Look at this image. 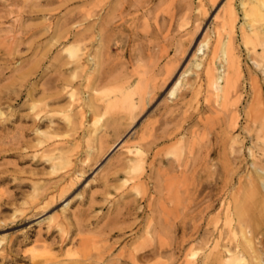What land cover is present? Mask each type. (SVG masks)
Segmentation results:
<instances>
[{"label": "rangeland", "instance_id": "374dc122", "mask_svg": "<svg viewBox=\"0 0 264 264\" xmlns=\"http://www.w3.org/2000/svg\"><path fill=\"white\" fill-rule=\"evenodd\" d=\"M262 1L0 0V264H264Z\"/></svg>", "mask_w": 264, "mask_h": 264}, {"label": "bare ground", "instance_id": "6f19581e", "mask_svg": "<svg viewBox=\"0 0 264 264\" xmlns=\"http://www.w3.org/2000/svg\"><path fill=\"white\" fill-rule=\"evenodd\" d=\"M261 3H264V1H262ZM241 5H242V7H245L246 3L243 2V3H241ZM246 14H247V12H246ZM249 14H250L251 18L252 17L253 18H257L258 17L257 19L264 18V15H262L260 10H258V11L250 10ZM235 17L236 16H235L234 8L232 6L227 7L226 10L224 11L223 15H222L221 25L223 27H229L230 28L232 26V24L234 23V21H235ZM217 47L213 48V56H212L211 59L214 60V59H218L219 58L220 60H222L221 68H217L216 66H212V65L210 67L208 66L209 67L208 68V72H209V75H210L209 80L211 81L212 89L216 91L215 92L216 94H218L217 91L225 90V89H223L224 88L223 85L225 86L226 82L228 81L229 70H231V69L233 70V68L235 69L237 67V59L234 56H232L228 52V50L226 48H222V50H220L221 55H218L216 53L217 52ZM67 50L69 52L70 57L75 59V61L78 60V58L80 56H79V53H78V48L76 46H71ZM262 52H264V50H262ZM262 55H264V54H262ZM211 59H210V62H211ZM171 93H173V91ZM120 142L121 141H119L118 143H115L110 149H112L115 146H117ZM225 252L226 253H230L229 249L228 250L226 249ZM231 254H232V252H231ZM220 255L223 256V259H220V260L223 261V264H234L235 263L234 261H235L236 257L234 255H229L228 254L229 256H226L225 254H222V253L219 252V256ZM219 256L217 257V259L219 258ZM241 261H243V260H241ZM218 262L220 263V261L217 260V263ZM237 262H239V261H237Z\"/></svg>", "mask_w": 264, "mask_h": 264}]
</instances>
